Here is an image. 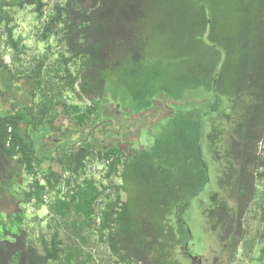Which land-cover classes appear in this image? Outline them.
I'll list each match as a JSON object with an SVG mask.
<instances>
[{
    "label": "trees",
    "instance_id": "16d2710c",
    "mask_svg": "<svg viewBox=\"0 0 264 264\" xmlns=\"http://www.w3.org/2000/svg\"><path fill=\"white\" fill-rule=\"evenodd\" d=\"M48 1L0 0V48L11 49L14 61L5 64L0 52V83L32 88L18 96L25 105L0 114V264H103L87 250L93 239L107 264H183L179 248L194 241L184 221L204 204L195 200L210 181L208 153L226 197L215 192L203 216L232 255L264 178V0H225L221 7L219 0H64L49 11ZM160 3L172 9L176 34L191 40L201 59L180 81L166 83L153 71L136 88L128 85L126 98L108 88V76L121 68L143 75L154 36L146 25ZM26 7L41 23L38 39L58 55L51 64L49 54L21 64L27 47L14 35L10 10ZM188 13L200 16L193 26ZM190 95L195 100L188 102ZM165 101L172 116L132 157L86 139L109 117L108 103L142 116ZM59 117L77 125L65 140L74 147L41 154L43 130H61ZM106 160L105 182L88 175L91 164ZM46 195H53L50 203ZM33 206L51 217L38 240L27 217Z\"/></svg>",
    "mask_w": 264,
    "mask_h": 264
},
{
    "label": "rangeland",
    "instance_id": "374dc122",
    "mask_svg": "<svg viewBox=\"0 0 264 264\" xmlns=\"http://www.w3.org/2000/svg\"><path fill=\"white\" fill-rule=\"evenodd\" d=\"M57 1L63 2L64 0L48 1L47 10L49 11L53 7L54 3ZM192 1H199V0H192ZM222 1L225 0H219V2H221L218 3L220 7L222 6ZM158 5L160 6V8L156 10L159 12V15L155 16L156 18L149 17V24L146 25L149 26L147 28L148 31L154 32L153 33L154 36H153L152 44L150 45L146 53L147 67L142 68L141 72L143 73V75L140 76L138 74V76L133 77L129 68L126 69L121 68L120 70H118L116 74H110L108 76V81H109L108 88L113 89L114 91L117 92V94H121L126 98L129 96V90L127 91L128 85L130 86V84H132L133 87L136 88L138 84L142 83L141 81H144L145 78L155 77L154 72H160L164 82L166 83H169L170 80H174V79L175 81H180L182 80L183 77H185L188 74L187 71L190 70L188 68L189 63L201 59L200 56H197L198 54H195L194 52L195 44L191 42V40H186L185 38L180 37L178 34H176L177 33L175 27L176 24L174 22L175 19L173 14L171 13L172 9L168 5L163 3H160ZM10 12H11V16L14 18V23H13V26L15 27L14 35L16 38L22 37L24 39L23 44L26 45L27 47L26 54H24L23 57H21V62H23L21 64L28 66L26 63L35 61L36 59L43 57L45 54H49L50 57L49 62L50 64L53 63L57 59L58 55L49 53L46 50L47 46L45 45V43L40 42V40L38 39L40 35L39 29L41 23L37 20V14L34 12V7H26L23 10L13 9L10 10ZM187 18H189L188 23L191 20V22L188 25L193 26L194 20L197 21V19L200 18V16L192 13L190 14L188 13ZM181 22H183V20ZM158 23L160 25H158ZM185 32L188 31L186 30ZM3 37H5V35ZM58 49L63 50V47L62 48L58 47ZM9 54L11 55V59L13 61L12 58L13 51ZM7 61L8 60H6L4 63H8ZM10 65H12V63ZM17 85L20 88V92L18 93L20 97H24L25 95L24 93L31 87L28 83H24L20 81L17 82L16 86L5 89L6 91L4 90L5 91L4 94L8 95L11 93L12 96L15 97L18 91ZM1 90L2 88L0 83V92ZM63 95L69 103L77 102V98H74V95L70 96L69 93L67 94L66 91L63 92ZM109 95L110 94H108V96ZM192 95H190V97L188 98L187 100L188 102L195 100L192 97ZM206 95L204 96L202 94H194L193 96L197 97L198 99L199 97L204 99L205 97L206 98L208 97ZM20 97H17V99ZM81 102L82 105L86 103L85 100H82ZM120 103H118V105H121ZM109 108L110 107L107 106L106 110ZM58 121L62 122L64 129L66 130L68 129L67 126L70 123L68 119H65L64 117H59ZM49 128L50 127H45L43 131L49 132L50 131ZM111 128L115 130V126ZM54 133L57 136L55 131ZM97 134L100 135L102 133L98 131ZM95 140L97 139L95 138L94 141ZM208 155L210 154L208 153ZM208 155L207 157L204 155V158L209 166L210 181L206 185L204 191L195 200L197 202L198 200L200 202H204V204L200 203L190 208V210L188 211L189 212L188 216L194 219L190 224L195 239L194 243H196L192 252L209 256L208 258H210V256L213 255L214 249L216 251H221L222 248L218 246V242L212 236L214 235L213 234L214 232L212 233L210 231L211 217H207V216L205 217L203 216V214L204 215L207 214L206 209L209 208L208 201L211 199V197L213 198L215 192H219L221 198L226 197V195H224L225 193L223 189L220 188L221 176L217 172L216 167L212 165V160ZM103 170L104 169L101 167L100 164L94 163L90 165V168L88 170V175L90 176L94 175L99 181L105 182L106 180H104ZM117 183L119 182L117 181ZM9 206L12 205L10 203H7L5 207L7 208L6 210L12 211V209H10ZM27 217H28L29 227L34 230V237L36 240H38L39 234L42 233L41 231L45 232L48 231L49 229L48 224L51 220V217L47 211V208L44 207L40 210H36L34 207L28 208ZM208 223L209 226L207 225ZM31 229L30 231L32 232ZM207 234L209 236H212V240L211 238H208ZM203 238L206 240V244H200V239ZM95 241H96L95 239L89 241L90 244L87 247V250L90 251L91 249H93L96 255L99 254L101 257H99L98 260L103 264L109 263L110 261H108L107 253L105 252L104 247L95 245ZM210 246H213L212 250H210ZM104 253L105 255H103Z\"/></svg>",
    "mask_w": 264,
    "mask_h": 264
},
{
    "label": "flooded vegetation",
    "instance_id": "af4514ba",
    "mask_svg": "<svg viewBox=\"0 0 264 264\" xmlns=\"http://www.w3.org/2000/svg\"><path fill=\"white\" fill-rule=\"evenodd\" d=\"M70 96L77 95L74 93L67 92ZM82 103V102H81ZM156 106L149 109L145 114L136 115L132 114L127 108H122L121 105H115L108 103L107 106L110 107L108 111V118H103V120L87 135V140H92L96 146L100 149H106V146L113 147L117 145L122 149L127 156L132 157L136 154L139 148L146 146L152 142V136L156 132V128L160 127L167 118L172 116L174 109L170 103L157 102ZM68 119V118H66ZM115 126V130L111 127ZM67 130L62 128L61 130L55 131L57 136L53 137L49 142L54 141L55 145L53 148L57 151L64 152L67 148H73L74 143H65L66 136H70L77 125H68ZM67 131V132H66ZM100 131L102 134H97ZM95 132V133H93ZM71 137V136H70ZM81 138V136L79 137ZM78 138V139H79ZM97 139L94 141V139ZM80 142H76L79 144ZM51 148V147H50ZM59 149V150H57ZM189 213V212H188ZM184 223L190 226L192 223V218L188 216ZM195 241V239H194ZM193 240L186 243L185 246L179 248L178 254L181 257L183 264H230L231 254L229 253V248L226 244L218 243V246L222 248L221 251H216L214 249L213 255L205 256L195 252H192L195 244ZM199 242V241H198ZM200 244H206V240L200 239ZM213 246H210L212 250ZM210 259V260H209Z\"/></svg>",
    "mask_w": 264,
    "mask_h": 264
},
{
    "label": "crops",
    "instance_id": "0c3cea01",
    "mask_svg": "<svg viewBox=\"0 0 264 264\" xmlns=\"http://www.w3.org/2000/svg\"><path fill=\"white\" fill-rule=\"evenodd\" d=\"M5 86L8 88V85ZM29 94L30 91H27L26 96L28 97ZM18 99L11 93L7 95L3 91L0 92V114L15 112L20 109L22 104L25 105L21 99ZM25 103L28 106L32 105L30 101ZM49 129V132L43 131L42 134L43 138L38 147L41 154H45L46 151H49L48 149L55 146L52 145L54 141L49 142V139L51 140L56 135L51 127ZM243 232V240L232 254L230 264H264V178L258 180L256 196L244 217Z\"/></svg>",
    "mask_w": 264,
    "mask_h": 264
},
{
    "label": "clouds",
    "instance_id": "9594fccd",
    "mask_svg": "<svg viewBox=\"0 0 264 264\" xmlns=\"http://www.w3.org/2000/svg\"><path fill=\"white\" fill-rule=\"evenodd\" d=\"M4 51H6V50H4L3 46H1V48H0V52L5 53V54H4V62H5L6 60H8V61H7L8 63H5V64L10 65L11 63H13V61H12V59H11V55L9 54V53H11L12 51H11V49H7L6 52H4ZM11 61H12V62H11ZM18 82H20V81H18ZM16 84H17V83H16ZM17 86H18V85H17ZM1 88H2L1 92H2V91L5 92L4 90L7 89L4 83L1 84ZM31 89H32V88L30 87V89H28L27 91H31ZM27 91H26V92H27ZM19 92H20V89H19V87H18V91H17V93H16V95H15L16 97L19 96V94H18ZM26 92L24 93L25 95H26ZM25 95H24V96H25ZM102 163H103V162H102ZM102 163H101L100 165H101V167L104 169V166H102ZM89 168H90V167H89ZM89 176H90V175H89ZM91 176H92V175H91ZM50 196H51V200H49V203L52 201V198H53V197H52L53 195H50ZM44 198H45V197H44ZM47 202H48V201H47ZM47 202H46V203H47ZM33 207H34V206H33ZM33 207H32V208H33Z\"/></svg>",
    "mask_w": 264,
    "mask_h": 264
},
{
    "label": "built area",
    "instance_id": "2783aa9c",
    "mask_svg": "<svg viewBox=\"0 0 264 264\" xmlns=\"http://www.w3.org/2000/svg\"><path fill=\"white\" fill-rule=\"evenodd\" d=\"M111 161H109V160H106V161H104L103 163H102V166H107V165H109V163H110ZM45 199H46V201H49V200H51V197H50V195H46L45 196ZM98 222V224H100V220H98L97 221Z\"/></svg>",
    "mask_w": 264,
    "mask_h": 264
},
{
    "label": "water",
    "instance_id": "95a60500",
    "mask_svg": "<svg viewBox=\"0 0 264 264\" xmlns=\"http://www.w3.org/2000/svg\"><path fill=\"white\" fill-rule=\"evenodd\" d=\"M157 102H155V104H156Z\"/></svg>",
    "mask_w": 264,
    "mask_h": 264
}]
</instances>
